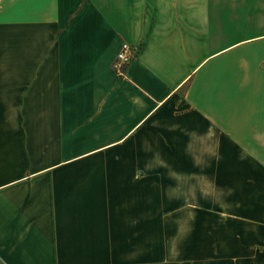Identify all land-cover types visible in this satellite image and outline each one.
I'll return each instance as SVG.
<instances>
[{
  "label": "crops",
  "instance_id": "obj_1",
  "mask_svg": "<svg viewBox=\"0 0 264 264\" xmlns=\"http://www.w3.org/2000/svg\"><path fill=\"white\" fill-rule=\"evenodd\" d=\"M0 264H264V0H0Z\"/></svg>",
  "mask_w": 264,
  "mask_h": 264
},
{
  "label": "built area",
  "instance_id": "obj_2",
  "mask_svg": "<svg viewBox=\"0 0 264 264\" xmlns=\"http://www.w3.org/2000/svg\"><path fill=\"white\" fill-rule=\"evenodd\" d=\"M136 50L127 42H122L119 51L113 58L110 67L112 71L120 78L126 76V70L129 62L134 58Z\"/></svg>",
  "mask_w": 264,
  "mask_h": 264
},
{
  "label": "rangeland",
  "instance_id": "obj_3",
  "mask_svg": "<svg viewBox=\"0 0 264 264\" xmlns=\"http://www.w3.org/2000/svg\"><path fill=\"white\" fill-rule=\"evenodd\" d=\"M167 245V244H166ZM157 246V247H156ZM158 249V244H146V250L147 249ZM167 249V248H166Z\"/></svg>",
  "mask_w": 264,
  "mask_h": 264
}]
</instances>
